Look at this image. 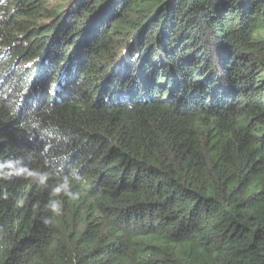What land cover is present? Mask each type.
Wrapping results in <instances>:
<instances>
[{
  "label": "trees",
  "instance_id": "1",
  "mask_svg": "<svg viewBox=\"0 0 264 264\" xmlns=\"http://www.w3.org/2000/svg\"><path fill=\"white\" fill-rule=\"evenodd\" d=\"M4 78L0 264H264V0H0Z\"/></svg>",
  "mask_w": 264,
  "mask_h": 264
},
{
  "label": "rangeland",
  "instance_id": "2",
  "mask_svg": "<svg viewBox=\"0 0 264 264\" xmlns=\"http://www.w3.org/2000/svg\"><path fill=\"white\" fill-rule=\"evenodd\" d=\"M41 23H43V22H41ZM133 41H134V39L130 42L131 45L133 44L132 46H134V44H135ZM135 60H136V57H134V58L130 57V55L128 53V50L125 51V52H123L121 54L120 59H119V64L114 69L113 74H116V72L126 73V69L127 68L129 69V68H132V67L135 66ZM26 65H27L26 63L21 62V61H19L16 64L17 67L24 68L25 69L24 70V74L27 73L29 70L32 69V66H30L29 68H27ZM33 77H35V75ZM5 80H6V78L1 79V81H0V92H6L7 95H9V97H13L14 95H16L15 92H17V87L15 86V83H14V86L10 89V84H9L10 78L8 80V85L3 83ZM32 82H34L33 79L30 80V85H32ZM29 87L30 86H28V87H26L24 89L21 88L20 90H24V92H28L29 91Z\"/></svg>",
  "mask_w": 264,
  "mask_h": 264
},
{
  "label": "clouds",
  "instance_id": "3",
  "mask_svg": "<svg viewBox=\"0 0 264 264\" xmlns=\"http://www.w3.org/2000/svg\"><path fill=\"white\" fill-rule=\"evenodd\" d=\"M46 207L48 209H50L52 212L54 213H59L60 212V208H61V205L59 202L57 201H53L51 202L50 204L46 205ZM45 224H48L51 222V220L49 218H45L44 221H43Z\"/></svg>",
  "mask_w": 264,
  "mask_h": 264
}]
</instances>
